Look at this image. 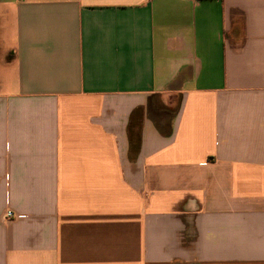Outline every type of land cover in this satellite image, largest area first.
I'll return each instance as SVG.
<instances>
[{"label":"crops","instance_id":"0c3cea01","mask_svg":"<svg viewBox=\"0 0 264 264\" xmlns=\"http://www.w3.org/2000/svg\"><path fill=\"white\" fill-rule=\"evenodd\" d=\"M0 264H264V0H0Z\"/></svg>","mask_w":264,"mask_h":264},{"label":"built area","instance_id":"2783aa9c","mask_svg":"<svg viewBox=\"0 0 264 264\" xmlns=\"http://www.w3.org/2000/svg\"><path fill=\"white\" fill-rule=\"evenodd\" d=\"M7 218H9V219H11V218H16V215H15L13 212L9 211V212L7 213Z\"/></svg>","mask_w":264,"mask_h":264}]
</instances>
